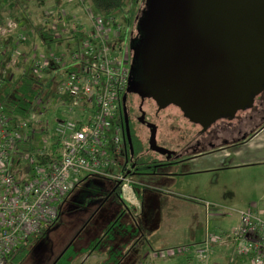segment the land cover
Masks as SVG:
<instances>
[{
    "label": "built area",
    "instance_id": "obj_1",
    "mask_svg": "<svg viewBox=\"0 0 264 264\" xmlns=\"http://www.w3.org/2000/svg\"><path fill=\"white\" fill-rule=\"evenodd\" d=\"M38 2L46 33L41 27L39 32L30 29L26 16L27 25L8 17L0 21V83L2 78L13 80V71L33 77L48 71L45 86L56 81L52 102L63 115L53 120L50 129L39 127L37 114L26 119L29 110L24 115L13 113L0 92V264L56 222L63 200L84 177L115 179L122 191L129 187L119 104L128 75L126 10L121 24L94 12L87 0ZM33 32L39 36L38 43L28 46ZM43 34L53 44L65 40L73 50L43 54L39 50L50 45ZM32 105L41 106L38 94ZM36 136H42L40 147L32 145ZM204 205L207 210L208 204ZM236 214L237 223L230 231L216 235L207 229L195 248L149 249L141 264L178 254H184L187 262L210 264L212 247L217 245L228 252L225 264H264V199Z\"/></svg>",
    "mask_w": 264,
    "mask_h": 264
},
{
    "label": "rangeland",
    "instance_id": "obj_2",
    "mask_svg": "<svg viewBox=\"0 0 264 264\" xmlns=\"http://www.w3.org/2000/svg\"><path fill=\"white\" fill-rule=\"evenodd\" d=\"M137 3L139 4L138 0ZM42 9L38 0H0V21L8 17L27 25L26 16L31 20L29 28L32 26L35 32H39L40 27L45 28ZM77 17L83 19L80 13ZM109 17L112 18L111 22L124 24V10L113 11ZM128 28L129 25L126 30ZM35 32L30 41L27 39L28 46L32 42L38 43L39 36ZM42 38L50 43L47 34H43ZM2 40L5 41L6 38ZM41 48L43 49V46ZM47 49L38 50L45 55H52L56 52L65 53L66 50L71 52L73 47L61 39L55 44L50 43ZM124 54L127 57L125 52ZM5 70L9 72L8 69ZM27 71L29 72L28 69ZM13 72L15 73L11 76L15 80L18 76L16 71ZM47 74L48 71L34 75L42 81L38 94L41 106L32 105L25 117L27 119L32 113L37 114V125L50 129L53 120L63 114L59 106L52 102L57 91L56 81L48 87L45 86ZM259 97L264 99V93ZM179 116L180 114L178 119L168 120L166 124H159L155 133L157 140L164 135L168 141L167 147L175 151L180 150L189 138V130L184 132L187 125ZM256 121L258 120H254ZM36 137L32 145L40 147L42 136ZM229 144L230 141H227L222 145V156L217 160L212 158L213 151L210 149H214L218 154L219 147L190 150L187 154L189 159L184 162V166L174 164L164 169L175 175L128 173L126 179L129 181L130 191L138 189L141 193L146 191L148 194L143 209L138 204L132 207L125 201L121 182L115 179L102 181L104 189L96 194L86 191V184L81 183L63 200L56 222L26 244L23 259L17 263L8 260L6 264H54V259L66 246L68 249L64 256L70 253L67 264H76L79 261L91 263L92 258L87 259L85 256L91 252L87 251L89 244L102 234L104 226L118 213L122 214L123 224H137L139 234L134 239L127 234L118 239L119 233L116 232L111 241L94 250L97 254L103 251V258L106 257L109 243L111 248L125 245L132 255L142 256L145 249L148 251L166 246L195 248L202 241L207 229L216 235L230 231L237 223L236 210L264 199V169L260 170L259 166L225 169L236 159ZM205 203L208 204L207 210ZM227 253L223 246H213L209 263L225 264ZM184 256L178 254L156 264H194L193 260L187 262Z\"/></svg>",
    "mask_w": 264,
    "mask_h": 264
},
{
    "label": "water",
    "instance_id": "obj_3",
    "mask_svg": "<svg viewBox=\"0 0 264 264\" xmlns=\"http://www.w3.org/2000/svg\"><path fill=\"white\" fill-rule=\"evenodd\" d=\"M137 27L141 73L159 108L172 103L204 126L264 91V0H145ZM124 137L130 150L126 129Z\"/></svg>",
    "mask_w": 264,
    "mask_h": 264
},
{
    "label": "flooded vegetation",
    "instance_id": "obj_4",
    "mask_svg": "<svg viewBox=\"0 0 264 264\" xmlns=\"http://www.w3.org/2000/svg\"><path fill=\"white\" fill-rule=\"evenodd\" d=\"M138 1L135 16L126 32L128 75L119 100L122 128L123 131L126 129L131 146L129 150L126 144L127 164L130 168L142 164L152 170L151 174L175 175L164 169L174 164L183 165L189 159L187 154L190 150H197L199 147L214 148L219 143L236 141L261 125L264 122V99L259 97L262 94L259 93L254 96L251 107L237 111L230 118L224 116L208 121L204 126L186 118L172 103L159 108L160 103H157L151 95L156 94V91L149 84V80L142 75L140 68L138 52L141 32L138 30L137 23L145 9V0ZM161 93L168 95L169 91L162 88ZM253 104L256 107H253ZM179 114L187 125L184 132L189 130V138L180 150L175 151L167 147L168 141L164 135L157 140L155 133L159 124H166L170 119H178ZM256 119L259 122H254ZM152 126L154 127V146L149 142ZM210 150L214 151V149Z\"/></svg>",
    "mask_w": 264,
    "mask_h": 264
},
{
    "label": "trees",
    "instance_id": "obj_5",
    "mask_svg": "<svg viewBox=\"0 0 264 264\" xmlns=\"http://www.w3.org/2000/svg\"><path fill=\"white\" fill-rule=\"evenodd\" d=\"M87 4L93 9L94 12L99 13L101 15H109L113 11L118 9H125V22L127 25H131L133 16L137 9V0H87ZM42 29L43 33H46ZM126 35V32H125ZM123 34V36H125ZM126 37V36H125ZM1 87H2V94L3 98L6 101V104L11 109L13 113H17L20 115H24L29 108L31 107L32 102L34 101L37 94L40 92V88L42 87V83L39 79L31 76V75H19L15 80L9 79H1ZM261 93H264L262 91ZM2 99V98H1ZM56 145L52 146L54 149ZM152 171L149 168L142 166V164L134 166L130 168V172H137V173H144V174H151ZM105 181L101 178H94V177H84L81 179L79 186L81 183H85L86 191L96 194L103 191V183ZM122 214H116V216L109 222L106 226H104V230L102 234L94 239L87 249V251H93L98 249L100 246L104 245L105 243L112 240L113 235L118 232H124L125 234L129 235L133 239L136 238L139 234L137 229V224L135 226L133 223L129 222L128 224H123L122 222ZM29 240L26 244L30 243ZM26 244H23L18 247V249L8 256V260L12 262H19L23 259L24 254L26 253ZM109 245V244H108ZM68 247L66 246L64 249L60 251L57 257L54 259V264H66L64 262L67 261L69 254L64 256ZM72 255V254H71ZM119 256V257H118ZM120 254L117 253L115 248H111V245L107 246V254L106 257L100 261L98 264H117L118 259L120 258ZM188 260V258H187ZM82 264V263H80Z\"/></svg>",
    "mask_w": 264,
    "mask_h": 264
},
{
    "label": "crops",
    "instance_id": "obj_6",
    "mask_svg": "<svg viewBox=\"0 0 264 264\" xmlns=\"http://www.w3.org/2000/svg\"><path fill=\"white\" fill-rule=\"evenodd\" d=\"M9 4H11V2H9ZM39 46L42 47L41 42H39ZM223 144L224 143H219L218 146H216V147H219L218 154L215 151L212 152V158L214 160H217L222 156L221 152H223V149H222ZM229 145H231L232 147L231 152L236 159L232 161L231 164L227 165L225 169H240L242 167L247 168V167H253V166H259L260 170L264 169V122H262L261 125L256 127L247 136L241 139H237L236 141L230 142ZM204 172H208V171H204ZM263 179H264V173H263ZM123 193L125 194L123 198L125 199L126 202H129L128 204L130 206L134 207V204H138L143 209L144 207L143 205L146 202L145 197L148 196L146 191L142 193L138 189L137 190L134 189L133 191H130L128 187L123 190ZM124 234H125L124 232L117 234L118 239H120V237L124 238L125 236ZM115 250L117 251L118 254L121 255L120 258L118 259L117 264H141V261H140L141 256L132 255L131 252L128 250V247L126 248L125 245L117 246ZM142 251H144V249H142ZM91 252L85 255L87 259L89 257L92 258L91 263L79 261L76 264H80V263L98 264L100 261L104 259L103 256L101 255V252L103 251H101L99 254H97L98 253L97 251L94 252V250ZM106 254H107V251L105 252V256ZM157 262H160V261H155L154 264H156ZM64 263L67 264V261Z\"/></svg>",
    "mask_w": 264,
    "mask_h": 264
}]
</instances>
